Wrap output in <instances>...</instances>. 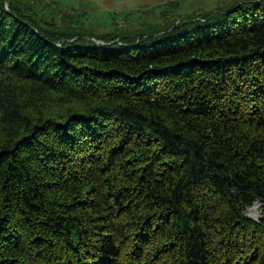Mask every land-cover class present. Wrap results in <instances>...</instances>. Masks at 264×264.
I'll return each mask as SVG.
<instances>
[{"label":"trees","instance_id":"16d2710c","mask_svg":"<svg viewBox=\"0 0 264 264\" xmlns=\"http://www.w3.org/2000/svg\"><path fill=\"white\" fill-rule=\"evenodd\" d=\"M181 23L0 0V264H264V0Z\"/></svg>","mask_w":264,"mask_h":264},{"label":"rangeland","instance_id":"374dc122","mask_svg":"<svg viewBox=\"0 0 264 264\" xmlns=\"http://www.w3.org/2000/svg\"><path fill=\"white\" fill-rule=\"evenodd\" d=\"M25 10L63 30L86 36H143L181 22L222 13L248 0H14ZM66 1V2H65ZM117 32V33H116ZM245 215L261 218L260 204Z\"/></svg>","mask_w":264,"mask_h":264}]
</instances>
